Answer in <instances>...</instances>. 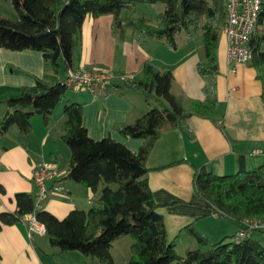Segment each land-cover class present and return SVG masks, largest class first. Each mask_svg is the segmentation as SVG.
<instances>
[{
  "label": "trees",
  "instance_id": "obj_1",
  "mask_svg": "<svg viewBox=\"0 0 264 264\" xmlns=\"http://www.w3.org/2000/svg\"><path fill=\"white\" fill-rule=\"evenodd\" d=\"M156 3L163 7L151 22L142 10ZM10 5L17 18L0 15V49L38 51L52 71L61 75L73 68V47L87 16L110 15L111 27L118 34L127 28L139 30L172 49L177 33L191 36L201 31L203 59L196 69L204 81V98L190 101L185 108L171 93V71L150 61L142 63L140 78L124 75L123 80L110 85L107 89H127L142 95L147 105L134 122L118 129L124 138L143 140L135 152L109 137L90 138L82 122L81 104L63 103L64 131L60 139L70 154L63 180L75 181L98 196L86 211L72 210L59 220L36 208L37 196L16 193V209L0 213V230L34 213L52 247L62 253L79 252L85 259L95 258L98 264H113L110 247L123 236L132 240L131 256L124 264H264V247L251 237L253 232L262 231H250L244 237H237L236 232L210 242L193 225H187L183 229L197 247L178 255L175 242L167 240L164 220L146 176L150 170L148 155L156 140L162 132L182 125L186 118L211 121L229 140L216 98V50L224 24L225 0H10ZM125 12L132 14L123 17ZM256 25L249 41V65L262 83L264 99V0ZM67 89L62 80L49 83L36 79L33 86L22 87L17 97L2 101L6 112L0 118V136L12 126L28 134L30 118L35 115L41 116L47 126ZM192 188L196 197L209 204L212 215L237 222L239 228L246 218L264 219V163L251 171L241 166L237 173L223 176L205 166L196 168Z\"/></svg>",
  "mask_w": 264,
  "mask_h": 264
},
{
  "label": "crops",
  "instance_id": "obj_2",
  "mask_svg": "<svg viewBox=\"0 0 264 264\" xmlns=\"http://www.w3.org/2000/svg\"><path fill=\"white\" fill-rule=\"evenodd\" d=\"M123 14V17L130 16ZM111 22L110 15L85 18L73 47V68L100 67L115 75L140 78L142 63L150 61L171 71V93L180 98L185 108L190 101L204 98V81L196 69L197 62L203 59L202 44L188 41L195 34L187 36L183 33L181 42L176 40L177 33L176 47L169 49L139 30L127 28L120 35L111 27ZM216 63L217 107L223 116L229 140L216 124L192 116L186 118L182 125L162 132L147 159L150 169L146 174L148 185L158 205L157 211L163 217L167 240L174 241L177 247L176 241L182 236L179 247L184 252L197 247L183 229L187 225H193L210 242L233 235L239 228L235 223L221 221L220 216L212 215L209 204L194 195V169L205 166L213 174L223 176L237 173L241 166L251 171L264 163L262 83L249 64L227 61L222 34L216 50ZM64 76L54 73L38 51L0 49V118L6 112V106L1 102L17 97L22 87L33 86L36 79L54 83ZM74 91L69 102L81 104L82 122L90 138L100 140L109 137L133 152L140 148L142 139L124 138L118 129L134 122L147 110L142 95L116 88L97 95ZM30 127V132L25 135L12 126L0 136V213L16 209V193H31L36 197L37 188L31 175L33 169L44 161L55 163V177L47 184L50 191L40 201L39 209L59 220L72 210L86 211L98 193L75 181L63 180L68 172L70 154L60 139L64 131L61 109L54 111L47 126H44L41 116H32ZM123 244L129 249L131 238L123 236L112 243L110 254L113 264L127 262L123 258L116 262ZM87 262L88 259L79 252L62 253L52 247L46 235L32 234L28 238L23 221L3 226L0 230V264ZM89 264H98V261L92 258Z\"/></svg>",
  "mask_w": 264,
  "mask_h": 264
},
{
  "label": "built area",
  "instance_id": "obj_3",
  "mask_svg": "<svg viewBox=\"0 0 264 264\" xmlns=\"http://www.w3.org/2000/svg\"><path fill=\"white\" fill-rule=\"evenodd\" d=\"M260 8L261 0H225L222 35L226 42L228 62L249 64L251 59L249 41L256 29ZM124 77V75H115L106 68L78 67L69 69L62 83L69 89L97 95L113 83L123 80ZM54 166L55 163L52 161H44L32 171L31 179L37 188V209L40 201L45 199L50 191L47 184L55 177ZM22 221L26 225L28 238L32 234L45 235V229L36 220L34 213L25 215ZM250 231L264 232V219L255 217L244 219L237 230V237H244Z\"/></svg>",
  "mask_w": 264,
  "mask_h": 264
},
{
  "label": "rangeland",
  "instance_id": "obj_4",
  "mask_svg": "<svg viewBox=\"0 0 264 264\" xmlns=\"http://www.w3.org/2000/svg\"><path fill=\"white\" fill-rule=\"evenodd\" d=\"M162 7H163V4L162 3H156L152 6H148V8H145L142 10V13L145 14L147 17H150V20L151 22H154L155 20V16L157 14V12H160L162 10ZM128 13V14H127ZM125 12L123 15H131L132 13H129V12ZM0 15H4V16H7V18H14L16 19L17 18V13L12 9L11 5H10V0H0ZM203 19L200 20V24L203 23ZM195 36H194V40L193 39H190L188 41H190L191 43L195 42L196 44H199V42L202 44V36H201V31L197 32V33H194ZM222 34V33H221ZM183 32H179L178 35L176 36V40L177 41H181L182 42V38L183 37ZM169 49H172L168 46ZM61 74V73H59ZM75 91L73 89H67L66 93H65V97H64V101L61 102L56 109H61L62 108V105L63 103H70L69 101V97H71L73 95ZM66 146V144H65ZM67 147V146H66ZM219 220L221 221H229L230 223H235L236 225H238L237 222H234L230 219H226V218H223V217H220ZM239 227V226H238ZM191 239L194 240V238L190 235ZM251 237L252 238H257L260 243L262 244V246L264 247V233H261V232H253L251 234ZM182 239V236L177 239L176 243H178V246L175 247L176 248V253H180V254H184V249H180L179 247V242L180 240ZM195 241V240H194ZM215 242V241H213ZM120 253L117 254L116 256V262H121L122 260L120 258H123V260H126L128 261L130 256H131V252H130V248H126L123 244L122 248L119 249ZM89 259L88 258V264H89ZM119 264V263H117Z\"/></svg>",
  "mask_w": 264,
  "mask_h": 264
}]
</instances>
